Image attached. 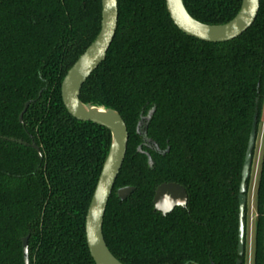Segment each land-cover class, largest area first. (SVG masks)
I'll return each mask as SVG.
<instances>
[{
  "label": "trees",
  "instance_id": "trees-1",
  "mask_svg": "<svg viewBox=\"0 0 264 264\" xmlns=\"http://www.w3.org/2000/svg\"><path fill=\"white\" fill-rule=\"evenodd\" d=\"M183 3L196 20L219 25L241 0ZM117 6L105 60L79 94L83 103L117 111L128 131L105 242L124 264H235L241 169L254 110L259 125L264 106V0L253 24L222 43L182 33L165 0ZM100 20L101 0H0V264H24L27 234L30 264H94L84 221L111 135L72 118L60 86ZM150 110L146 136L160 150H146L136 131ZM4 138L34 142L42 157ZM163 182L186 188L187 210L153 212ZM122 186L135 187L125 201L115 193ZM255 203L254 264H264V146Z\"/></svg>",
  "mask_w": 264,
  "mask_h": 264
},
{
  "label": "water",
  "instance_id": "water-1",
  "mask_svg": "<svg viewBox=\"0 0 264 264\" xmlns=\"http://www.w3.org/2000/svg\"><path fill=\"white\" fill-rule=\"evenodd\" d=\"M260 0H241L235 16L228 22L219 25L202 23L193 18L186 10L183 0H165V5L173 24L184 34L211 43H222L233 40L245 32L254 22L259 9ZM118 20L117 0H101L100 29L94 40L68 69L61 82V99L68 114L79 121H90L109 130L111 142L104 160L94 192L92 194L86 217L85 238L88 250L95 264H122L106 246L102 225L107 202L115 179L125 158L128 131L121 115L110 108H99L79 99L82 85L89 76L105 60L107 51L114 39ZM27 108L19 115L22 116ZM257 107L254 110L244 162L241 169V179L238 189V230L237 255L242 257L246 236V206L248 202L251 172L254 164L255 146L258 134ZM151 113L149 114V119ZM12 142L23 144L21 140L10 139ZM39 153V148L32 144ZM40 154V153H39ZM133 190L125 187L118 190V197L125 198ZM185 203V190L175 184L159 185L153 197L154 209L163 213L170 212L176 205ZM264 237V235H263ZM28 237L22 239L24 263L28 264ZM264 247V241H263ZM238 258L237 264H240ZM189 264V263H185Z\"/></svg>",
  "mask_w": 264,
  "mask_h": 264
},
{
  "label": "flooded vegetation",
  "instance_id": "flooded-vegetation-1",
  "mask_svg": "<svg viewBox=\"0 0 264 264\" xmlns=\"http://www.w3.org/2000/svg\"><path fill=\"white\" fill-rule=\"evenodd\" d=\"M60 94H61V86H60ZM80 99V98H79ZM62 100V99H61ZM25 104H27V108H28V106H29V102H26ZM25 104H24V107H25ZM24 107H23V109H22V111L24 110ZM27 108L25 109V111H24V113L26 112V110H27ZM21 111V112H22ZM67 111V110H66ZM21 112H20V114H21ZM24 113H23V115H24ZM68 113V112H67ZM151 113V116H152V114H153V110H150L149 112H148V114L146 115V116H142L141 118H140V120L138 121V123H137V126H136V131H137V133H139V134H141V136H142V145H144L145 147H146V150H160L159 148H158V146L151 140V139H149V138H147V136H146V127H147V123L149 122V120H150V118H151V116H150V118L149 119H147L148 118V116H149V114ZM19 114V115H20ZM71 116V115H70ZM72 117V116H71ZM73 118V117H72ZM75 119V118H74ZM76 120V119H75ZM18 121H19V117H18ZM77 121H79V120H77ZM80 122H90V121H80ZM19 123L20 124H23V116H22V123L19 121ZM91 123H93V122H91ZM93 124H95V123H93ZM95 125H98V124H95ZM98 126H101V125H98ZM101 127H103V126H101ZM105 128V127H104ZM108 130V129H107ZM109 131V130H108ZM111 135V134H110ZM5 140H8V141H10V139H13V138H4ZM15 140H20V139H15ZM22 142H23V144H20V145H25V146H27V145H30L31 147H32V144H35L34 142H31L30 144H28V143H26V142H24L23 140H21ZM10 142H12V141H10ZM110 142H111V140H110ZM15 143H17V142H15ZM17 144H19V143H17ZM36 145V144H35ZM37 146V145H36ZM38 147V146H37ZM142 146L140 145V146H138V148H137V150H142V148H141ZM33 148V147H32ZM39 148V147H38ZM34 149V148H33ZM127 149V148H126ZM35 150V149H34ZM109 150V149H108ZM36 152H37V150H35ZM40 153V154H39ZM39 153L37 152V154H38V156H39V158H41L42 157V155H41V151H40V148H39ZM108 153V152H107ZM106 158V157H105ZM148 165L149 166H151L152 165V160H151V158H150V156H148ZM104 163V162H103ZM123 164V163H122ZM103 166V165H102ZM101 169H102V167H101ZM121 169V168H120ZM101 172V171H100ZM120 172V171H119ZM119 174V173H118ZM99 175H100V173H99ZM118 176V175H117ZM99 177V176H98ZM117 178V177H116ZM98 180V179H97ZM115 181H116V179H115ZM97 183V182H96ZM166 183H175V184H177V185H179V186H181L184 190H185V193H186V200H185V203L184 204H182V200H180V205H176L170 212H168V213H163L162 211H158V210H155L154 209V203H153V197H154V194H155V190H156V188L159 186V185H161V184H166ZM114 185H115V182H114ZM114 185H113V187H112V191H113V188H114ZM96 186V185H95ZM248 186H249V191H250V187H251V181H250V183H248ZM125 187H132L133 188V190L131 191V193L130 194H128V195H126L125 196V198H123V199H121L120 197H118V190L119 189H122V188H125ZM156 188H155V190H154V193H153V196H152V210H153V212H157V213H159L162 217H165V216H167L168 214H170V213H172L174 210H176V209H181V210H187V205H188V192H187V190H186V188L183 186V185H181V184H179V183H176V182H163V183H160V184H158L157 186H156ZM95 189V188H94ZM239 189V188H238ZM112 191H111V193H110V196H111V194H112ZM135 191V187H133V186H122V187H118L117 189H116V191H115V193H116V196H117V198L120 200V201H125L133 192ZM93 192H94V190H93ZM93 194V193H92ZM110 196H109V198H110ZM92 197V196H91ZM249 199H250V194L248 195V202H247V206H246V210H247V208H248V203H249ZM91 200V199H90ZM109 200V199H108ZM108 203V202H107ZM107 207V206H106ZM88 209V208H87ZM105 211H106V209H105ZM86 213H87V211H86ZM255 219H254V249H253V256H252V264H254V250H255V223H256V219H257V216H258V213L256 212V203H255ZM105 215V214H104ZM85 217H86V214H85ZM103 221H104V218H103ZM245 221H246V236H247V225H248V222H247V212H246V216H245ZM102 227H103V225H102ZM84 233H85V221H84ZM102 233H103V231H102ZM246 236H245V244H244V253H243V256L242 257H238V255H237V258H236V261H235V264H237V260H238V258L240 259V264H246L247 262H246V260H247V248H246ZM25 237H28V241L27 242H29V234H27L26 236H24V237H22L21 238V248H22V239L23 238H25ZM104 237V236H103ZM105 240V239H104ZM85 243H86V238H85ZM106 243V242H105ZM86 246H87V243H86ZM106 246H107V244H106ZM107 248H108V246H107ZM87 249H88V247H87ZM109 249V248H108ZM110 251V250H109ZM88 252H89V250H88ZM111 252V251H110ZM236 252H237V248H236ZM112 254V253H111ZM89 255H90V252H89ZM113 255V254H112ZM114 256V255H113ZM90 257H91V255H90ZM115 257V256H114ZM116 258V257H115ZM22 259H23V263H24V258H23V249H22ZM91 259H92V257H91ZM117 259V258H116ZM118 260V259H117ZM92 261H93V259H92ZM118 261H120V260H118ZM94 262V261H93ZM121 262V261H120ZM122 263V262H121ZM185 263H189V264H196V263H193L192 261H186V262H184L183 264H185ZM25 264V263H24ZM28 264H30V261H29V244H28ZM95 264V263H94ZM122 264H124V263H122Z\"/></svg>",
  "mask_w": 264,
  "mask_h": 264
},
{
  "label": "rangeland",
  "instance_id": "rangeland-1",
  "mask_svg": "<svg viewBox=\"0 0 264 264\" xmlns=\"http://www.w3.org/2000/svg\"><path fill=\"white\" fill-rule=\"evenodd\" d=\"M264 146V106L261 115V121L258 125L257 141L255 146V157L253 169L251 172V187H250V199L247 208V236H246V248H247V260L246 264H252V256L254 249V219H255V196L256 186L260 169V162Z\"/></svg>",
  "mask_w": 264,
  "mask_h": 264
}]
</instances>
